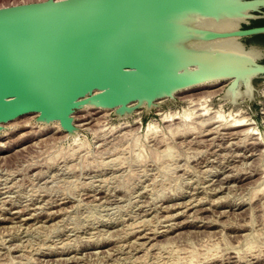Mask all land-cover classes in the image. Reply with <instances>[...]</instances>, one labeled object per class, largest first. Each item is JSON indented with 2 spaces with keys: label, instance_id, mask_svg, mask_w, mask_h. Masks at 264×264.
<instances>
[{
  "label": "rangeland",
  "instance_id": "rangeland-1",
  "mask_svg": "<svg viewBox=\"0 0 264 264\" xmlns=\"http://www.w3.org/2000/svg\"><path fill=\"white\" fill-rule=\"evenodd\" d=\"M257 25L264 18L244 27ZM243 41L262 49L242 48L258 64L264 35ZM256 74L183 88L127 115L86 107L73 115L76 136L36 114L3 124L0 264H264ZM234 115L249 125L233 126Z\"/></svg>",
  "mask_w": 264,
  "mask_h": 264
},
{
  "label": "water",
  "instance_id": "water-1",
  "mask_svg": "<svg viewBox=\"0 0 264 264\" xmlns=\"http://www.w3.org/2000/svg\"><path fill=\"white\" fill-rule=\"evenodd\" d=\"M232 16L244 18L235 31L195 23ZM259 18L264 0H40L1 6L0 129L38 113V122L59 121L69 132L84 105L127 115L211 78L235 77L237 85L243 80L239 70L219 62L222 52L204 43L238 36L245 48L262 50L243 41L264 35V25L244 27ZM261 57L253 79L264 75Z\"/></svg>",
  "mask_w": 264,
  "mask_h": 264
},
{
  "label": "bare ground",
  "instance_id": "bare-ground-1",
  "mask_svg": "<svg viewBox=\"0 0 264 264\" xmlns=\"http://www.w3.org/2000/svg\"><path fill=\"white\" fill-rule=\"evenodd\" d=\"M242 19H244L242 16L241 17L240 16H232V17L223 18L221 20H216L213 18H196L195 23L202 25L204 27H207V28L219 29V30H223V31H235L241 27L239 22ZM204 44H206V46H208V47H214L217 50L221 51L222 54L218 55V61L228 63L229 65H231V67L239 70V74L242 75L241 77H243L247 80H250L251 76L254 73H257L259 71L258 70V67H259L258 64H256V63L252 64L253 61H251L248 57H246L244 54H242V48L244 47V45L241 42L240 37H238V36L223 38V39H217L215 41H209V42L204 43ZM216 78H220V77H216ZM216 78L208 79V80L200 82L196 85L186 87L183 90H188L192 87H202V86H206V85L208 86L209 84H211L212 79L216 80ZM247 82H249V81H247ZM252 92H254V86L250 85L249 93L252 94ZM207 97H208V94H207L206 98ZM86 107L94 108V105H91V104L84 105V106L80 107L79 110L84 109ZM202 110H204V109H202ZM30 114H36L38 116V113H30ZM202 114H204V113H202ZM23 116H25V115H23ZM187 116L189 117L191 115H189V113L188 114L185 113L184 117H186V119H188ZM221 116H223V115H220V117ZM171 117H173V115H168V116H165L164 118L169 119ZM234 117H235V115H234ZM234 117H233V119H234ZM238 117H239V115L237 116V119L235 117V120H234L235 123L233 122L234 123L233 126L242 127V126L249 125L246 118H238ZM183 119L185 120V118H183ZM218 119H219V121H222L224 118L222 117V119L221 118H218ZM12 121H14V120H12ZM54 122H58L60 124L59 121H54ZM230 122H232V121H230ZM3 124H6V123H3ZM3 124L1 125L2 128L0 129V132L4 129ZM60 127H61V124H60ZM246 129H247L246 130L247 134H248V132H250V134H251V132H252V131H250L251 128H249V129L246 128ZM77 134H78V132H76L75 128L70 132V135L76 136Z\"/></svg>",
  "mask_w": 264,
  "mask_h": 264
},
{
  "label": "built area",
  "instance_id": "built-area-1",
  "mask_svg": "<svg viewBox=\"0 0 264 264\" xmlns=\"http://www.w3.org/2000/svg\"><path fill=\"white\" fill-rule=\"evenodd\" d=\"M13 5V4H12Z\"/></svg>",
  "mask_w": 264,
  "mask_h": 264
}]
</instances>
